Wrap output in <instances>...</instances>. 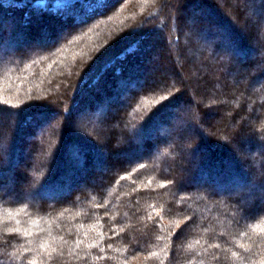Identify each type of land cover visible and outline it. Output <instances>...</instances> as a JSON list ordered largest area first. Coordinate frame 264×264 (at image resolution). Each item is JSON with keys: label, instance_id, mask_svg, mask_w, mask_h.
I'll return each mask as SVG.
<instances>
[{"label": "trees", "instance_id": "1", "mask_svg": "<svg viewBox=\"0 0 264 264\" xmlns=\"http://www.w3.org/2000/svg\"><path fill=\"white\" fill-rule=\"evenodd\" d=\"M242 1L239 22L212 0H0V264H264V0ZM170 12L194 20L222 101L185 96L171 55L175 77L145 76L160 30L137 19Z\"/></svg>", "mask_w": 264, "mask_h": 264}, {"label": "rangeland", "instance_id": "2", "mask_svg": "<svg viewBox=\"0 0 264 264\" xmlns=\"http://www.w3.org/2000/svg\"><path fill=\"white\" fill-rule=\"evenodd\" d=\"M171 1L172 0H166V2H168V3H170ZM200 1L201 0H184V3L186 5L185 7H187V9L189 11H191L192 13H197L198 12V6L197 5ZM221 1H223V2H221ZM212 2H213V4L216 5L217 8H219V6L224 5V10L226 12L228 11L229 6L232 7L233 12L231 13V15L236 19V21H239V20L241 21L246 16V7L244 8L243 5H241V3H243L242 0H227V6L226 7H225L224 0H212ZM159 4H157V5H159ZM124 7H125V5L123 4V5H121L120 8L122 9ZM248 13L251 17V21L254 24H256L258 22V20H257L258 14H256V12L250 13L249 9H248ZM177 14H176V18H174L172 12H170L168 25H166L167 24L166 22H163L165 17H163V15L161 16V14L157 15L158 17L155 19L156 22L153 18H146L145 21H147L149 24H145V21L143 23H141V21L144 20V17L137 19V24H136L137 26L136 27L141 28V31L145 30L149 26L150 27H152V26L158 27V29L160 30L159 33L157 35H155L156 39L160 41L159 44H155L156 41H154L155 40L154 37L151 38L149 40V43L152 41V43L155 44V46H154L155 49H153V51L151 50L152 52H148V51H147V53L144 52L143 55H141V57H140V58H142L143 63H149V64H152V63L154 64V62L157 63L156 65H158L157 68H159V71H157L155 73L153 71V69L148 68L147 71H145L146 72L145 76L151 77L153 80L157 79L159 84L164 82L165 79H171L173 76L175 77V72L172 69L171 62H170L171 59L168 58L169 55H171V58L172 59L174 58L175 63H176L178 77H175V79L179 82L178 88H179V90L182 89V91L185 92V94H186L185 96H187V94H188V96H191L192 100H194L196 102H200L202 96L208 98L207 101H209L212 98H215V99L218 98L219 101H217V102L222 101L223 97L220 93L218 96H215L213 94L212 87L214 85L212 84V82H209L210 81L209 78H210L211 74L209 73V69H207L208 67L204 64L205 63L204 62L205 55L202 54V48L203 47L199 45V42L196 40V38L193 35L194 20H192L190 18H188V20H182V19H180L179 15H177ZM237 15H238V17H237ZM41 19L37 20V21L33 20L32 25L28 27L30 33H37L38 36H41L43 34L42 33L43 21ZM152 21H153V24H152ZM146 25H149V26H146ZM176 25L178 26V28L180 30L181 39L177 43L176 42L174 43L169 39L168 28L171 30H174ZM258 25H260V23ZM166 26H168V27H166ZM53 27L59 28V27H61V24H59V23L57 24L56 20H53V22H51V28H53ZM63 29L64 28H62V30L60 31L61 33L59 32L60 34L63 33ZM259 29L262 30V24H261V26H259ZM50 33L52 34V32H50ZM24 42L20 43L24 48L25 47L36 48V47H40V46L41 47L45 46L44 41L41 42L40 40L29 41L28 43H24ZM189 42H190V44H189ZM166 49H169V51H167ZM165 52H166L167 57L163 58V55ZM251 57H252V54H251ZM162 60H165V62H166L165 69H161V67H160L161 65L159 64V62ZM186 60H188V64H186ZM132 69H134V71L136 72L137 66H134ZM195 79L199 80V84H200L199 89L196 87ZM181 80H184L183 84L180 83ZM2 94H6L8 96V98L12 95L11 94L9 96L6 93V91H3L0 89V95H2ZM96 94H97V91L95 90V95ZM3 97H5V96L3 95ZM8 98L6 97V100ZM90 99H91L90 94H84L83 95L81 103L78 106H76V108H74V110H73V114L71 117L72 119L73 118L75 119V117L76 118L80 117V119L81 118L84 119V117H87V115H84V112H81V113H79V112L81 111L82 107H85L87 105L86 101H88ZM70 101H71V99H70ZM214 103H216V102H214ZM207 106H209V104H207ZM193 108H194V106H193ZM210 109H211V107L207 108L208 111ZM211 110L214 111L213 112L214 115L212 114V116H210L212 122L210 125L205 126L206 129L210 131V134H212L214 129H216L218 126L223 125V123L218 124V121L221 118L220 115H223V113H224V112H222V110L220 108H218V109L213 108ZM225 112H227V111H225ZM87 113H89V112H87ZM12 116L13 115H10L9 113L8 114L7 113H0V120L1 119L4 120L5 118L10 119V118H12ZM107 116L108 115H106V117ZM100 117L101 116L99 113L96 114V118L98 120L101 119ZM83 119H81L82 122H80V121L78 122L80 124V126H82V127L88 126V124L84 123ZM43 121H44V127H48V128L52 127V128H50V129H52L51 130L52 133H50V134H53V133L56 134V132H57L56 126L58 125L56 123L60 122V118L58 116H53L50 118V120L47 121L45 118V120H43ZM98 124H99V121H98ZM102 127L104 130V132H103L104 136L108 139L112 138V136L114 134L113 131L119 130V124L116 121H112V122L108 123L106 126H104V124H102ZM108 133H110V134H108ZM100 138H103V137L101 136ZM31 139L29 138V141ZM113 139H114L113 142L112 141L111 142L113 143V146H115V143H114L115 137L114 136H113ZM31 141L29 142V146L32 145ZM100 141H101V139H100ZM102 141H103V139H102ZM116 146L119 147L120 142L118 143V141H116ZM117 158H118L117 154L112 153V159L115 162L117 161ZM40 159L41 158H39V160ZM40 161L42 162V160H40ZM20 165H21V167H23L24 162H21ZM97 177L98 176H96V178ZM81 180L82 181L77 182V183H80L79 185L84 184L85 181H90V178L84 176V178Z\"/></svg>", "mask_w": 264, "mask_h": 264}]
</instances>
